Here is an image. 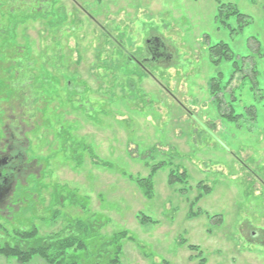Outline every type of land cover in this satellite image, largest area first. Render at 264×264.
<instances>
[{
  "label": "rangeland",
  "instance_id": "obj_1",
  "mask_svg": "<svg viewBox=\"0 0 264 264\" xmlns=\"http://www.w3.org/2000/svg\"><path fill=\"white\" fill-rule=\"evenodd\" d=\"M19 2L2 10L48 6L66 18L29 20L4 49L15 62L0 65V153L16 135L31 169L14 196L21 203L0 221V243L36 229L39 238H86L70 254L79 264H264V98L256 103L250 82L238 90L234 81L237 114L243 103L258 112L256 123L236 124L221 117L208 86L234 72L211 62L210 46L247 57L255 38L264 52V0H231L245 24L220 18L215 0ZM150 36L172 59L140 70L132 59H142ZM258 70L264 92V59ZM161 163L148 199L134 178ZM170 172L187 179L171 186ZM0 264L20 263L0 255Z\"/></svg>",
  "mask_w": 264,
  "mask_h": 264
},
{
  "label": "trees",
  "instance_id": "obj_2",
  "mask_svg": "<svg viewBox=\"0 0 264 264\" xmlns=\"http://www.w3.org/2000/svg\"><path fill=\"white\" fill-rule=\"evenodd\" d=\"M24 5H36L44 7L42 1L45 0H19ZM9 5L12 3H17V0H9ZM19 2V3H20ZM217 3L218 16L225 20H229L231 17L238 18V21H242L243 24L247 22L248 17L245 14H242L238 7L231 2V0H215ZM41 3V4H40ZM56 3V1H55ZM8 4V0H0V17L7 20H0V65L6 62H15L13 60V54L11 55L9 51H4L5 48H15L16 41V30L19 25L29 21V20H37V19H46V18H56V22L51 23L60 25L63 20H65V16L60 12L61 10H48L47 8L41 12L31 10H22L19 6L16 8H7L6 11H3V6ZM41 7V8H42ZM48 10V11H47ZM61 15H60V14ZM227 23V22H226ZM241 25V29H243L244 25ZM257 43L256 51H251L250 55L247 57H236L233 50L226 43H218L214 46L209 47V55L211 62L219 67L220 64L231 63L233 65L234 72L229 76V78L225 81L223 72H218L215 77L211 78L208 86L209 93L212 99V102L217 109V111L221 114L223 119H226L229 122H234L239 124L242 119L244 122H255L258 118V112L254 109V104L248 105L241 104L244 106V110L242 113L237 114L236 106H239V102H241V95H236V88L232 87L233 82L240 80L241 84L238 87V90L241 86L244 85L245 82H250L251 85V93L253 95L256 103L260 102L264 98V92L261 91L258 84L259 63L264 59V52L262 50V46L260 42L255 38H252ZM12 59V60H11ZM25 59L28 58L25 57ZM21 61L16 60V63L12 65L9 71L13 72L15 75L17 71L21 68ZM28 69H26V79L27 82L33 80L31 73V64L27 62ZM11 78L13 75H10ZM17 76V75H16ZM16 78V77H15ZM224 81V83H223ZM32 82V81H31ZM31 84V83H30ZM31 86V85H30ZM231 87V88H230ZM37 98V97H36ZM243 101V99H242ZM226 108V109H225ZM243 123V122H242ZM241 123V124H242ZM86 149V148H85ZM163 167V163L158 166H154L151 169V173L148 177H136L134 178L136 184L142 189L144 195L148 199H152L155 192L154 187V176L159 171V169ZM186 172L183 174H179L178 172H170L169 184L175 185L177 182H185ZM204 190V193L209 192V188L207 186H200V189ZM201 196L198 197V201ZM141 223H147L151 220L146 217L139 216ZM16 238L19 240L16 243L5 242V245L0 243V255L6 258H11L17 260L20 264H31L33 258L40 257L47 264H79L76 258L72 257L70 254H77V252L84 251L87 247L86 238L82 236L70 235V236H62L60 234L50 235L48 237H38V231L36 229L33 230H23L16 233ZM125 233H120L114 237V242L119 243L122 240V237H125ZM190 249L195 250V246H190ZM117 254H121V247L118 246ZM118 262V258L114 261Z\"/></svg>",
  "mask_w": 264,
  "mask_h": 264
},
{
  "label": "flooded vegetation",
  "instance_id": "obj_3",
  "mask_svg": "<svg viewBox=\"0 0 264 264\" xmlns=\"http://www.w3.org/2000/svg\"><path fill=\"white\" fill-rule=\"evenodd\" d=\"M141 57L140 60L133 58L132 62L140 70H144V66L148 62L153 65H160L163 62L170 61L172 51L162 38L150 36L145 41L144 54ZM10 135L12 139L9 141L8 147L0 153V221L9 219L11 212L15 211L19 202L21 203V199L13 202L14 196H19L17 187L21 184L22 174L31 169V162L23 154L22 147L18 144V137L14 134ZM255 235L253 233L252 236Z\"/></svg>",
  "mask_w": 264,
  "mask_h": 264
}]
</instances>
